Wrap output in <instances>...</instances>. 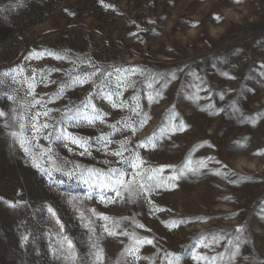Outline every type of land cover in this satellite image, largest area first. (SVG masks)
<instances>
[{"label": "rangeland", "instance_id": "obj_1", "mask_svg": "<svg viewBox=\"0 0 264 264\" xmlns=\"http://www.w3.org/2000/svg\"><path fill=\"white\" fill-rule=\"evenodd\" d=\"M94 66L183 72L151 103L146 93L160 89L163 81L149 88L144 76H121L126 82L121 110L103 99L102 80L70 82V74L85 78ZM65 81L69 86L57 97ZM128 81H135V88ZM116 82L113 75L105 91H115ZM28 83L35 85L43 106L31 107ZM89 98L107 113L105 122L79 128L69 123L68 130L91 139V155L81 156L75 145L72 152L54 145L61 157L103 172L127 168L110 154L118 141H131L124 154L129 157L135 145L155 134L160 138L154 150L137 151L148 166L165 169L158 180L167 181L173 169L189 161L199 171L186 173L175 189L155 191L151 199L162 209L155 213L144 198L130 199L127 192L123 200L107 204L99 201L100 189L85 199L88 186L81 181L60 173L53 175L63 184L42 178L0 119V264H94L96 251L102 258L95 264H168L174 256L181 257L180 264H264V0H0V110L17 108L27 126L29 116L51 109L49 117L39 119L53 123L66 106ZM137 102L147 117L142 125L140 116L129 111ZM173 106L175 123L182 118L186 129L161 137ZM117 121L130 127L114 135L108 125ZM100 136L112 141L108 154L97 150ZM38 143L48 145L43 138ZM201 161L205 167H199ZM125 178H131V170ZM72 196L81 198L80 211L95 209L108 221L91 217L95 230L89 232L67 203ZM4 200L23 204L10 209ZM50 206L73 240L75 260L53 255L60 237L47 212ZM105 224L115 235L104 231ZM133 233L152 244L130 255Z\"/></svg>", "mask_w": 264, "mask_h": 264}, {"label": "snow or ice", "instance_id": "obj_2", "mask_svg": "<svg viewBox=\"0 0 264 264\" xmlns=\"http://www.w3.org/2000/svg\"><path fill=\"white\" fill-rule=\"evenodd\" d=\"M239 2V0H237ZM105 7H107L105 5ZM213 19L219 20V17H213ZM35 55H42L41 53H36ZM49 56H52L55 59L63 60L65 59L64 55H57L55 53L49 52ZM53 71H58V69H54ZM183 72L182 68H177L176 71L169 70L165 73L160 72H151L149 69L137 66L125 68L123 66L114 67L112 70L109 69H101L100 66H94L93 71L87 73L85 78H81L79 75H71L70 74V82L74 85H82L87 82L88 77H96L99 80H102L104 83L100 85L98 91L103 92V99L110 102L111 107L113 109L120 108L121 110L124 108V100L119 99L122 96L121 89L125 87V81L121 79V76H128L129 74L135 76L140 75L144 76L148 82V87L151 88L153 83H159L163 81L160 89H155L151 94L146 93L147 100L151 103L154 101H158L162 98V91L167 85L172 81L178 79L177 73ZM115 75L117 77V82L115 85V91H105V85H110L111 77ZM34 80L35 77H32ZM199 79V77L197 78ZM96 80H93V86L96 85ZM133 88H135V81H128ZM69 86V81H65L59 86V91L56 93L57 97H60L65 88ZM35 85L32 83H28V91L26 95L31 96L33 101L31 103V107L35 108L37 105H41V100L35 97L34 93ZM190 98L191 93H189ZM7 99L12 101L13 104L16 103L12 96H8ZM92 99H86L82 102L81 105H71L66 106L64 110L61 112V116L59 120L49 123L48 120L41 121L39 118L49 117V113L52 111L48 109L41 113L37 111L34 115L29 116L28 125L24 123L25 117L20 114L19 110L15 107H10L9 110L3 111L0 110V119H2L4 128L9 132L10 136L13 138L14 142L19 141V146L23 149V152L31 159L33 167L37 169L40 176L42 178H47L50 185L55 184H63L64 181L57 180L54 178V173H60L61 175L67 177L69 180H78L88 186V191L84 193L85 199H92L93 192L96 189H100L98 196L99 201L102 203L115 202L116 197H119L121 200L124 199V192H127L129 198L142 197L144 198L148 204L152 205L150 212L161 211L153 204L151 199L152 194L155 191L159 190H168L169 188L175 189L179 185L176 183L182 177L186 175V173L196 174L199 171V168L192 167L191 161L187 164L182 165L177 169H173L174 174L169 176L167 181L160 179L157 177L161 175L165 171L163 167H152L148 166L147 160L137 151V149H145L152 150L156 147V141L160 138L154 134L153 137H150L139 144L135 145L134 149L130 153L129 157H125V152H129L128 145L131 144L130 140L124 139L118 141V149L112 151L110 154L112 156L119 157V163L127 165V168H110L109 171L103 172L98 169L86 168L82 167L79 164H73L69 160L61 157L58 152L54 150V145L56 147L63 146L69 152L73 151V148L70 145H75L80 151V155H91V139L86 136H81L75 134L74 132H70L69 123L74 124L75 127L79 128L83 124H87L88 126H94L97 121L100 123L105 122V118L107 116L106 112H102L98 106L92 103ZM133 100L136 99L135 96L132 97ZM49 101H45L44 103H49ZM43 106V105H41ZM129 111L135 113L137 116H140L139 124H143L144 120L147 119L145 115L142 114L140 103L137 102L134 105H131ZM69 113H71L69 115ZM167 115V124L160 129V136L167 135L168 133H175L178 131H183L186 129V124L182 118L179 119V123H175L177 121V109L173 106L172 109L168 111ZM131 119V117L129 118ZM68 122V123H66ZM120 125L118 127L117 125ZM109 128L113 130V134L122 133L125 128L130 127L128 121H117L115 124H109ZM27 133V134H26ZM132 134L135 135V127L132 128ZM43 138L48 141V145L41 147L38 143V140ZM95 143L100 147L97 148L98 151H105L108 154L109 145L112 143L111 139L105 136L97 137ZM36 149H39L40 155L37 156ZM43 159L44 164L41 165L38 161ZM211 159V158H207ZM203 161L199 162V167H205ZM129 170H131V178L126 179L125 177L129 174ZM107 192H112L115 195H108ZM4 205H6L10 209H17L22 206L23 201L10 202L7 200L3 201ZM67 203H69L75 211L79 212V220L80 223L87 227L89 232H94V227L92 226L91 217H96L97 219H102L104 221H108L107 216H103L98 214L95 209H84V211H80V203L81 198L72 196ZM47 212L49 216L54 219L55 224L58 225V229H56L57 235H59L60 239L57 241L56 247L53 250V255L57 259L61 260H75V245L73 240L69 235L65 234L64 229L65 226L61 223L60 219L57 218V212L54 211L53 207H48ZM85 212H90L91 216H85ZM104 231L108 233V235H115V232L109 229L107 224L104 226ZM138 227L143 228L144 226L138 225ZM237 233H241V228H236ZM122 235H129L127 232H122ZM132 245L129 247V254L132 255L139 251V246L144 243L152 244L151 239H141L136 236L134 233L131 236ZM214 239L216 237H213ZM239 239V237H238ZM24 242H28V236L24 235L22 237ZM95 247V245H93ZM171 256V254H166ZM101 255L99 251L93 253V261L94 264L97 261L101 260ZM194 259H199L198 257H193ZM217 257H212L211 261H215ZM181 257L174 256L169 260L168 264H180ZM81 264H84L81 261ZM211 264V262H210Z\"/></svg>", "mask_w": 264, "mask_h": 264}]
</instances>
